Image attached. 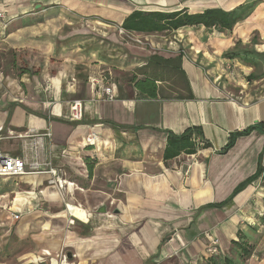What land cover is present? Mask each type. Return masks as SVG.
Segmentation results:
<instances>
[{"label": "crops", "instance_id": "crops-1", "mask_svg": "<svg viewBox=\"0 0 264 264\" xmlns=\"http://www.w3.org/2000/svg\"><path fill=\"white\" fill-rule=\"evenodd\" d=\"M251 4L231 30L129 33L144 47L117 36L136 11ZM0 13V55L21 58L12 74L0 70L1 152L49 162L72 183L59 196L43 175L0 178V264H206L211 240L223 258L238 232L252 239L244 223L264 213L258 179L213 205L264 168V0H0ZM245 50L261 65L227 56ZM23 59L33 68L20 74ZM132 78L155 80L156 98ZM107 86L112 101L102 97ZM73 100L83 102L79 122L68 119ZM189 128L208 147L165 161L167 135ZM28 130L51 133L37 160L30 140L9 138ZM244 264H264V255Z\"/></svg>", "mask_w": 264, "mask_h": 264}, {"label": "trees", "instance_id": "trees-1", "mask_svg": "<svg viewBox=\"0 0 264 264\" xmlns=\"http://www.w3.org/2000/svg\"><path fill=\"white\" fill-rule=\"evenodd\" d=\"M254 9V4L247 6H240L230 12H224L221 10H206L199 14H188L183 11L171 12V13H144V12H133L129 15L121 25V29L127 33H168L172 31H176L183 27H192V26H203L205 28H214L219 31L231 30L234 25L240 21H243L247 18L250 13ZM252 52L241 51L237 53H231L230 58L237 57L239 60L246 65L256 66L261 65L260 62H252L247 55H251ZM241 55V56H240ZM255 55V54H254ZM260 54V61L263 63V55ZM25 57L32 55H27L26 53L23 55ZM20 57L16 55L14 52H11V61L10 63L15 65L17 63V59ZM21 61V58H20ZM30 61V60H29ZM28 60H22V67H19L20 74L30 72L33 67H28ZM34 66V64H33ZM262 76H258L261 78ZM131 83L134 84V87L141 94L145 95L148 98H156L157 90L155 80L146 78L143 80L135 81L134 78L130 80ZM256 129V125L250 126L246 130L241 133L231 136L228 143L224 147L223 151H227L230 149L236 137L238 135H246L251 131ZM207 144L202 140L201 132L196 128H189L185 130L181 135H173L168 134L166 138V146L163 154V159L165 161L174 159L181 154L184 155H193L200 149L207 148ZM263 172V168L259 165V168L255 175L250 178L248 181L240 184L231 194V196L223 203L213 205V207H222L223 205L229 203L232 198L244 189L247 184L256 181L261 173ZM3 178V177H0ZM13 178V177H12ZM264 222V219H263ZM245 235L241 232H238V240L232 241V253L231 257L225 256L223 258H219L218 255H213L206 259V264H244L247 259L250 258L251 248L247 242L244 240Z\"/></svg>", "mask_w": 264, "mask_h": 264}, {"label": "built area", "instance_id": "built-area-1", "mask_svg": "<svg viewBox=\"0 0 264 264\" xmlns=\"http://www.w3.org/2000/svg\"><path fill=\"white\" fill-rule=\"evenodd\" d=\"M4 16L2 13H0V20L3 19ZM122 34H129L123 30H119ZM137 43H141L139 39L134 40ZM102 97L104 100L112 101L114 99L113 97V91L112 88L107 86L102 89ZM83 102L81 100H73L70 103L69 106V112H68V119L73 122H79L83 118ZM2 129L0 128V132ZM9 138H19V139H26L30 140V149L33 153L34 159L37 160L42 151V142L44 138H51L50 131H46L44 133H38L34 130H28L24 133H18L15 134L13 132H10ZM2 138H0L1 141ZM97 140V135L94 132H91L86 137V144L88 146H92L95 144ZM28 175H43L47 177L46 185L48 187H51L56 193L60 195L63 194L64 190L67 187H71L72 183L67 182L64 178V175L61 171V169L56 168L49 162H41L38 161L34 162H27L25 157L22 156H9L5 155L1 152L0 149V177H13V178H19L23 176ZM264 177V168L263 172L261 173L259 179H262ZM67 208V206H66ZM68 209V208H67ZM12 219L14 221L19 219V216L14 214L12 216ZM70 224H73V220L69 221ZM217 246L218 241L217 240H211L210 245L207 249L208 257L216 255L217 254Z\"/></svg>", "mask_w": 264, "mask_h": 264}, {"label": "rangeland", "instance_id": "rangeland-1", "mask_svg": "<svg viewBox=\"0 0 264 264\" xmlns=\"http://www.w3.org/2000/svg\"><path fill=\"white\" fill-rule=\"evenodd\" d=\"M63 30H64V32L69 31L65 28ZM93 31L99 33L100 39H103L105 37V35H103L100 30L94 29ZM117 36L120 37L123 40L122 42H124V43H131V44H133L135 46H139V47H141V46L144 47L147 45V42L145 39L140 38V37H136V35L132 36V34H122V33H120V31H118ZM136 39H139L141 41V43L135 42L134 40H136ZM113 52L111 51L112 54H117V53H113ZM115 52H119V51H115ZM10 60H11V58L9 55H0V68H1V66H3V68L0 70H3L4 73L12 74L11 67H10ZM256 190H259L260 193L264 195V177L257 181ZM259 203H261V204L258 206L257 209H260L262 206H264V196L260 197ZM255 207H257V206H254V208ZM261 213H263V212H261ZM246 216L248 217L249 215L246 214ZM254 218L256 220L248 221L249 225H246V223H244V225L246 226V233L252 237V239H249L245 236L244 240H245V242H247L249 244L250 248L252 249L251 254H255L257 256L258 255L262 256V255H264V222H263L264 213H263V216L261 218H259L257 215L254 216ZM232 255H233V253L231 252V256Z\"/></svg>", "mask_w": 264, "mask_h": 264}]
</instances>
